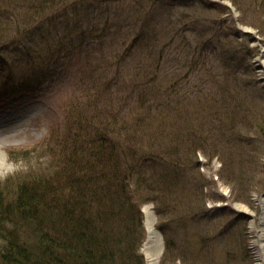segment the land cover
<instances>
[{"label":"trees","instance_id":"1","mask_svg":"<svg viewBox=\"0 0 264 264\" xmlns=\"http://www.w3.org/2000/svg\"><path fill=\"white\" fill-rule=\"evenodd\" d=\"M122 1L127 3L121 15L115 9L93 15L98 5L90 10L95 4L85 6L84 0L1 1L0 45L12 35L18 38L26 78L45 83L54 72L61 77L63 67L66 72L74 62H85L89 69H81L97 77L92 80L96 107L105 106L118 86L126 101L138 94L140 112L152 97L159 113L172 118L169 97L173 87L153 84L149 67L165 64L176 71L186 69L182 79L203 84L207 96L206 109H202L213 120L219 112L211 113L215 105H208V96L230 92L232 63L225 61L224 52L215 59L197 35L209 17L218 22L220 31L226 28L223 17L231 12L229 7L211 0ZM230 1L243 13L250 6L264 16V0ZM152 4L157 8L148 13ZM77 5L86 7V12L76 13ZM237 33L232 34L237 43L241 37V41L251 37ZM131 69L135 71L128 82ZM115 74L118 79L110 82ZM141 78L147 79L142 91L135 83ZM208 83L215 85V94H210ZM234 94L238 103L245 100ZM185 95L178 94L174 103L181 104ZM99 113L93 112L94 116ZM114 118H87L91 130L73 138L68 145L72 150L62 155L64 165L51 180L21 185L15 200L6 201L3 209L0 204V264H145L138 253L144 237L143 205L154 203L159 218L172 217L175 202L188 194L192 182L202 179L199 159L192 148L166 142L168 136L154 145H143L133 139L136 133L126 129L127 120ZM215 119L209 129L217 125L215 129L222 132L224 124ZM194 135L189 133V141ZM221 138L225 139L223 133Z\"/></svg>","mask_w":264,"mask_h":264},{"label":"rangeland","instance_id":"2","mask_svg":"<svg viewBox=\"0 0 264 264\" xmlns=\"http://www.w3.org/2000/svg\"><path fill=\"white\" fill-rule=\"evenodd\" d=\"M84 1L85 6L95 4L90 10L98 5L93 15L106 9H115L117 15H121L127 3L122 0ZM223 2L226 6L232 5L230 0ZM156 4L161 5L160 2ZM156 4L150 6L148 13L157 8ZM76 8V13L83 14L87 10L78 5ZM246 9V13L230 9L231 12L223 17L226 28L221 31L218 22L211 17L198 29L201 44L206 43L203 49L214 54L215 59L224 52L225 61L232 63L231 81L227 85L230 92L226 89V92L208 96L207 101L208 105H215L211 113L219 112L213 120L217 122V118L224 124L222 132L215 129L217 125L209 129L208 124L213 120L202 109H206L207 96L203 84L183 80L186 69L179 67L176 71L165 64L149 67L153 84H161L165 89L168 85L173 87L169 97L173 118L162 116L165 113H159L161 110L155 108L156 100L152 97L146 109L140 112L138 94H132L126 101L125 93L118 86L113 87L117 94L106 99L105 106L96 107L92 104L96 95L92 80L97 77L81 69L89 64L76 61L69 71L65 72L63 67L61 77L54 72L45 83L30 75L26 78L25 63L17 51L19 42L15 40L18 38L13 39L12 35L10 41L0 45V147L9 166L0 171L1 209L7 205L6 201L16 199L21 185L47 183L53 178L64 165L62 155L72 150L69 143L77 135L91 130L92 124L87 118L112 121L115 116L116 120L128 121L126 129L136 133L133 139L140 140L143 145H154L168 136L166 142L177 141L176 146H188L198 155L201 181L192 182L188 194L175 202L172 217H156L155 228L164 245L159 264H255L254 227L260 224L264 201V136L261 133L262 124L264 128V68L260 64L264 61V16L250 6ZM237 30V35L244 30L253 34L245 41H241V37L237 43L232 36ZM61 67L56 70L58 74ZM134 71L131 69L126 77L128 82ZM116 79V74L111 75L109 81ZM144 81L147 79L135 80L140 91ZM207 87L210 94H215V85L208 83ZM234 92L238 97H245L247 102L238 103ZM182 93H186L184 101L175 104L174 100ZM95 110L103 116L100 113L94 116ZM189 133H195L191 141ZM221 133L225 139L221 138ZM146 206L155 211L154 203L144 204L143 210ZM143 225L144 237L138 253L146 264L143 253L147 239L145 218ZM140 238L138 234L135 240Z\"/></svg>","mask_w":264,"mask_h":264},{"label":"bare ground","instance_id":"3","mask_svg":"<svg viewBox=\"0 0 264 264\" xmlns=\"http://www.w3.org/2000/svg\"><path fill=\"white\" fill-rule=\"evenodd\" d=\"M260 64L264 68V61ZM8 162L0 147V171L7 169ZM263 210L260 219V224L254 227V252H255V264H264V201H262ZM145 225L147 229V239L145 241L143 253L146 258V264H159L160 258L163 254L164 245L162 242L161 234L155 228L156 216L151 207L146 206L144 208Z\"/></svg>","mask_w":264,"mask_h":264},{"label":"water","instance_id":"4","mask_svg":"<svg viewBox=\"0 0 264 264\" xmlns=\"http://www.w3.org/2000/svg\"><path fill=\"white\" fill-rule=\"evenodd\" d=\"M143 212H144V210H143Z\"/></svg>","mask_w":264,"mask_h":264}]
</instances>
